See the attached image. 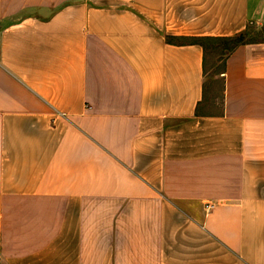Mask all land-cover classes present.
Segmentation results:
<instances>
[{"label":"crops","instance_id":"obj_1","mask_svg":"<svg viewBox=\"0 0 264 264\" xmlns=\"http://www.w3.org/2000/svg\"><path fill=\"white\" fill-rule=\"evenodd\" d=\"M263 24L264 0H0V264H264V41L217 96L179 41Z\"/></svg>","mask_w":264,"mask_h":264},{"label":"rangeland","instance_id":"obj_2","mask_svg":"<svg viewBox=\"0 0 264 264\" xmlns=\"http://www.w3.org/2000/svg\"><path fill=\"white\" fill-rule=\"evenodd\" d=\"M247 32L248 36L246 37L245 41L248 42H257V41H264V24L257 26V25H247ZM225 56H220L218 52L207 50L204 53V67H205V79L211 78L212 80V87L210 91V95L214 93L215 96L219 94L221 90V78H220V71L222 67H224ZM210 76V77H209ZM215 100V101H214ZM210 103L207 102L205 104L210 109L211 113L219 112L220 105L219 101L211 98Z\"/></svg>","mask_w":264,"mask_h":264},{"label":"trees","instance_id":"obj_3","mask_svg":"<svg viewBox=\"0 0 264 264\" xmlns=\"http://www.w3.org/2000/svg\"><path fill=\"white\" fill-rule=\"evenodd\" d=\"M248 36L247 26L243 31L234 35L233 37H219V38H209V37H195V38H181L179 41L184 42L186 44L197 45L201 48L203 53V74L205 71L204 67V53L207 50L217 51L220 56H227L235 47L245 44H253L257 42H248L245 41ZM167 42H170L167 39ZM223 68V67H222ZM210 77V76H209Z\"/></svg>","mask_w":264,"mask_h":264},{"label":"built area","instance_id":"obj_4","mask_svg":"<svg viewBox=\"0 0 264 264\" xmlns=\"http://www.w3.org/2000/svg\"><path fill=\"white\" fill-rule=\"evenodd\" d=\"M205 208H206V209H209V208H210V206H209V205H207Z\"/></svg>","mask_w":264,"mask_h":264}]
</instances>
